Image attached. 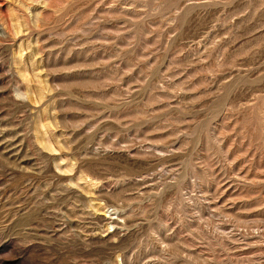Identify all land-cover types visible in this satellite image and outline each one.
<instances>
[{"label":"rangeland","instance_id":"374dc122","mask_svg":"<svg viewBox=\"0 0 264 264\" xmlns=\"http://www.w3.org/2000/svg\"><path fill=\"white\" fill-rule=\"evenodd\" d=\"M0 264H264V0H0Z\"/></svg>","mask_w":264,"mask_h":264}]
</instances>
